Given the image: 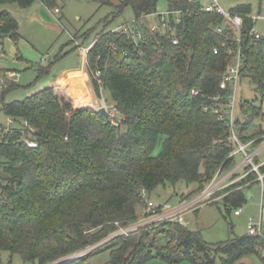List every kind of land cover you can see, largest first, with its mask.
Here are the masks:
<instances>
[{
    "label": "trees",
    "instance_id": "16d2710c",
    "mask_svg": "<svg viewBox=\"0 0 264 264\" xmlns=\"http://www.w3.org/2000/svg\"><path fill=\"white\" fill-rule=\"evenodd\" d=\"M36 1L0 0V40L21 36L6 5L28 8ZM41 1L56 5L55 0ZM168 1L170 10L187 13L174 33L152 34L145 26L151 39L137 46L132 36L103 31L89 47L86 69L92 86L97 95L110 93L121 115L118 125L92 107L75 108L53 85L4 103L7 94L20 88L5 79L0 108L19 127L7 133L2 127L0 137V264L4 252L10 255L7 264H13L15 255L23 264H55L63 258L70 259L65 264H93L102 250L110 252L105 264H145L154 258L169 264H216L217 259L244 264L249 254L264 263L263 239L245 235L211 244L199 230L177 223L111 238L118 230L115 222L127 225L139 219L157 187L197 185L180 197L186 199L213 179L233 151L229 124L214 114L213 99L222 92V76L235 58L223 43L231 45L234 36L217 32L222 16L201 12L189 0ZM158 2L123 0L117 14L127 7L137 18L153 14ZM231 10L253 12L245 3ZM252 26L247 19L242 36L247 76L242 83L253 84L259 99H240L236 125L243 142L262 134L259 127L264 125V39L254 45L248 34ZM49 70L40 68L37 81ZM159 145L162 151L156 155ZM245 192L224 199L228 214L246 201ZM159 237L167 243L158 246Z\"/></svg>",
    "mask_w": 264,
    "mask_h": 264
},
{
    "label": "rangeland",
    "instance_id": "374dc122",
    "mask_svg": "<svg viewBox=\"0 0 264 264\" xmlns=\"http://www.w3.org/2000/svg\"><path fill=\"white\" fill-rule=\"evenodd\" d=\"M122 1L55 0L56 5L53 8L45 6L41 0H37L34 5L28 8H21L15 3L6 5L5 9L19 22L21 36L17 41L12 38L0 40V76L3 77L7 72L10 78L14 79V75L18 73L21 74V78L17 82L20 88L7 94L4 103L24 100L32 93L44 88L45 84L47 86V81L54 79L61 70L74 69L77 72H80V69L84 70V54L81 52V48L90 47L98 33L116 31L128 25L133 31L144 32V25L154 23L152 17L143 20L138 19L131 7H127L122 13L117 14V6ZM240 3L251 5L253 12H256L259 6L262 5L264 11V0H222V4L228 10ZM169 5L168 0H159L156 13L161 14L168 11ZM55 8H59L60 13H55ZM43 58L47 60L45 64L41 65V59ZM42 67H50L49 73L37 81L38 70ZM30 80L33 83L37 81V86L34 87L32 84L30 86ZM2 81L5 80L0 82V106H2ZM84 91L77 90L78 98L81 97L83 103L96 107L97 94L94 89L93 91L89 90L88 94ZM98 97L105 101L108 109L110 106H114L108 91L103 90ZM239 98L258 102L259 95L253 84L245 80L239 87ZM104 106L101 105L97 110ZM120 119L121 115L119 113L117 115L118 124ZM10 121L11 128L19 127V124L7 117L0 108V137L2 136V127L6 128ZM161 151L162 145H159L155 154L158 155ZM197 187V185L188 187L183 182L178 183L176 187L170 185L166 187L159 186L151 193V200L155 203H177L183 193L187 194ZM250 189L254 197L247 198L242 216H235L233 213L228 214L224 202L220 201L217 204L202 206L197 213L188 214L186 216L188 228L199 230L204 240L211 244H219L227 242L235 236L247 235L249 218L259 215L261 209L259 184L253 183L250 185ZM106 241L107 239L98 242L92 250L95 247L104 245ZM166 243L167 238L159 237L158 246H163ZM262 254L264 257V251ZM9 256L7 252L2 254L3 264L8 263ZM109 259V250H102L93 257L91 262L93 264H105ZM241 262L244 264H261L260 258L253 254L244 256ZM13 264H23L21 257L15 255ZM145 264L169 263L154 258ZM179 264L193 263L183 261ZM216 264H221L220 259H217Z\"/></svg>",
    "mask_w": 264,
    "mask_h": 264
},
{
    "label": "built area",
    "instance_id": "2783aa9c",
    "mask_svg": "<svg viewBox=\"0 0 264 264\" xmlns=\"http://www.w3.org/2000/svg\"><path fill=\"white\" fill-rule=\"evenodd\" d=\"M189 1L198 4L201 12L222 16L223 23L222 25L217 26V32L222 34L227 30L234 36L231 45H228L227 42L223 43V47L228 49L230 55H235V58L234 61L227 66L222 76L220 82V90L222 92L213 99L215 102L213 107L214 114H216L220 120L226 121L229 124V141L233 151L223 165L217 170L213 179L200 192L186 199L179 200L177 203L166 202L158 204L152 200H148L147 206L143 209L142 215L137 221L127 225L115 222L118 230L111 236V238L115 236L129 237L137 234L143 228L155 229L164 223H177L182 227H187L188 223L186 216L188 214L198 211L204 205L224 201L227 196H230L241 189H245L247 198H252L254 197V194L250 189V185L258 183L261 192V209L259 215L249 218L247 235L264 240V125L259 127L263 133L252 138L248 142H243L240 138L238 134L239 128L236 125L240 102L239 87L242 83V79L247 76L246 73H244L245 55L242 45L245 21L248 19L253 23L248 34L252 38L254 45L257 46L258 42L264 39V11L262 7H259L256 12H251L248 15H241L233 12L231 9H226L222 4V0ZM54 11L55 13H60L59 8H55ZM184 14L187 13L183 10L169 9L161 14L153 13L142 15L138 19L143 20L148 17L154 19L153 24L144 25V32L138 30L133 31L129 25L117 29L116 32L127 34L129 37L132 36L137 46H139L140 43H145L151 39L150 36L154 33H160L163 35L174 33V26L182 22ZM145 26L148 27L152 34L146 33ZM173 43L178 44V39H173ZM88 51L89 47L84 49L81 48L85 62L87 60ZM214 52L216 54L219 53L218 47L214 48ZM124 55H127V53ZM46 60V58H43L42 64H44ZM100 76L101 73L98 71L96 77L99 78ZM193 93L198 95L199 92L195 90ZM103 108H105L113 122L118 125L117 115L119 114V111L115 106H110L108 109L105 105ZM208 110V108L205 109V111ZM11 130L10 121L5 128V133L10 132ZM31 131L34 133L33 129H31ZM26 143L29 147H37L35 141L26 140ZM228 160L229 164L227 163L226 165ZM143 194L145 197L147 196L146 192H143ZM245 204L246 201L241 205L232 208L233 214L235 216H242ZM108 240H110V238H108L107 241ZM92 248L81 251L74 257L78 258L85 255L92 250ZM67 259L68 258H63L60 260Z\"/></svg>",
    "mask_w": 264,
    "mask_h": 264
},
{
    "label": "crops",
    "instance_id": "0c3cea01",
    "mask_svg": "<svg viewBox=\"0 0 264 264\" xmlns=\"http://www.w3.org/2000/svg\"><path fill=\"white\" fill-rule=\"evenodd\" d=\"M35 4V3H34ZM33 4V5H34ZM45 5V4H44ZM46 6V5H45ZM31 7V6H30ZM48 7V6H47ZM262 7V9H263V6H261ZM51 8V7H50ZM45 64V63H44ZM41 65H43L42 64V59H41ZM84 70H81L80 69V72H77L76 70H69V69H66V70H61V72L58 74V75H56L55 77H54V79H50V80H48L47 81V86L48 85H53V86H55L57 89H58V92L60 93V94H62V95H64V96H66V97H68V99L72 102V104H73V106L75 107V108H80V107H92V108H94V109H98V108H100V106L102 105V106H104L106 103H105V101L104 100H102V99H100L99 97H98V95L96 96L97 97V100H96V107L95 106H93V105H88V103H83L82 101H81V97H79L78 98V96H77V94H76V92H77V90H81V91H83V90H85L86 91V94H88V92H89V90L90 91H93V86H92V83H91V80H90V76H89V73H88V71H87V69H86V62H85V60H84V68H83ZM16 75H18L17 77H16ZM6 77H8V78H6ZM2 78H4V79H2ZM14 79H11L10 78V75H9V73H5L4 74V76L2 77V76H0V82H1V80H5V79H7V80H10L11 82H13L14 84H17V82L20 80V78H21V74H15L14 75V77H13ZM33 78V77H32ZM32 78H31V80H32ZM29 81V85L31 86V84H32V86H37L36 84V82L37 81H35L34 83H33V81ZM3 82V81H2ZM5 82V81H4ZM4 82H3V87H4ZM45 86H46V84H45ZM82 86H85V87H82ZM3 89V88H2ZM84 91V92H85ZM95 91V90H94ZM96 93V92H95ZM76 94V95H75ZM75 96H76V98H75ZM81 101V102H80ZM83 103V104H82ZM165 203V202H164ZM158 204H161V203H158ZM199 211V210H198ZM198 211H196V212H194V213H197ZM186 219H187V217H186ZM188 227V226H187Z\"/></svg>",
    "mask_w": 264,
    "mask_h": 264
},
{
    "label": "water",
    "instance_id": "95a60500",
    "mask_svg": "<svg viewBox=\"0 0 264 264\" xmlns=\"http://www.w3.org/2000/svg\"><path fill=\"white\" fill-rule=\"evenodd\" d=\"M99 111H100V113L101 114H103L105 117H108L109 115H108V113H107V111L105 110V108H101V109H99ZM251 195V194H250ZM249 195V196H250ZM68 261L67 260H60V261H57L55 264H65V263H67Z\"/></svg>",
    "mask_w": 264,
    "mask_h": 264
}]
</instances>
